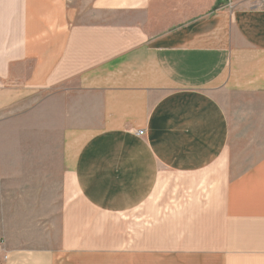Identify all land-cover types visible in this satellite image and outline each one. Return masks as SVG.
<instances>
[{"label": "crops", "instance_id": "crops-1", "mask_svg": "<svg viewBox=\"0 0 264 264\" xmlns=\"http://www.w3.org/2000/svg\"><path fill=\"white\" fill-rule=\"evenodd\" d=\"M257 1L0 0V115L37 120L39 135L59 138L21 147L37 154L22 162V184L43 195L35 206L42 212L30 215L58 218L60 233L90 232L82 204L125 214L168 174L202 185L217 170L208 175L218 187L210 200L187 202L166 219L170 246L143 250L134 240L100 264H264ZM235 97L247 101L238 106ZM45 250H8L0 261L97 259L93 247L69 240Z\"/></svg>", "mask_w": 264, "mask_h": 264}, {"label": "rangeland", "instance_id": "rangeland-1", "mask_svg": "<svg viewBox=\"0 0 264 264\" xmlns=\"http://www.w3.org/2000/svg\"><path fill=\"white\" fill-rule=\"evenodd\" d=\"M257 2V5L264 8V0ZM235 99H238V106L247 101L243 97ZM4 117L0 115V258L8 250L39 248L52 251L59 247L60 241L64 244L66 240L73 245L93 247L94 256L97 258L95 264H100L105 255H117L119 247H133L134 240L141 242L143 250L145 247L165 248L172 243L171 238L167 239V235L161 231L165 227L166 219L183 210L187 202L208 201L212 198L210 193L218 191L217 186L208 184V175L215 174L217 170L206 172L203 177L206 183L202 185H188L197 181L196 178L185 181L179 175L164 174L168 178L164 177L159 182L151 199L137 210L125 214H110L95 210L92 212L82 204L81 211L90 215L87 219L93 221L92 227L87 226L91 231L60 233L58 218L30 215L42 212L35 206L43 195L39 190L41 186L22 184L21 167L28 166L22 162H29L37 154L20 152L22 146L54 144L57 139L59 142V138L55 139L53 135L44 138L39 135L37 120L23 121L21 115H18L14 121L6 122ZM30 188L34 190L32 193ZM47 197H52V194ZM135 221H141V224L135 226ZM86 225L83 224L82 228ZM134 228L141 233L134 232Z\"/></svg>", "mask_w": 264, "mask_h": 264}, {"label": "built area", "instance_id": "built-area-1", "mask_svg": "<svg viewBox=\"0 0 264 264\" xmlns=\"http://www.w3.org/2000/svg\"><path fill=\"white\" fill-rule=\"evenodd\" d=\"M144 132L142 130H139L136 132V135L137 136H143Z\"/></svg>", "mask_w": 264, "mask_h": 264}]
</instances>
